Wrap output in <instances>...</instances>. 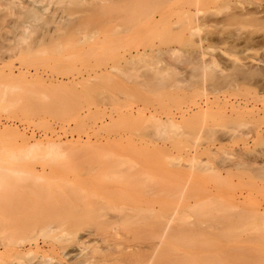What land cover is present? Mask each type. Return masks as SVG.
<instances>
[{"label":"rangeland","instance_id":"1","mask_svg":"<svg viewBox=\"0 0 264 264\" xmlns=\"http://www.w3.org/2000/svg\"><path fill=\"white\" fill-rule=\"evenodd\" d=\"M43 1L36 7L42 22L35 24L32 17L34 33L30 28L25 39L20 23L7 26L6 10L0 9V206L10 204L21 212L17 219L0 209V264H68L63 248L72 246L67 239L75 235L89 250L106 246L97 234L113 213L110 204L151 209L141 217L150 224L162 212L171 218L172 229L160 244L164 252L158 254L161 247L153 254L155 264H213L215 258L216 264H264V62L252 61L264 54V23H252L250 29L246 17L245 23L230 21L229 14H237L240 6L236 11L233 4L231 13L224 0H201L205 5L197 21L189 20L184 5L195 10L193 3L203 6L200 0H168L166 7L163 0L159 7L169 19L153 24L135 9L136 19L128 13L125 20L132 28H124L121 9L115 11L120 5L113 7V0L111 5L102 0L112 7L105 15L100 0ZM114 13L117 18L109 20L107 14ZM254 27V37L246 39ZM169 49L177 50L174 58ZM212 58L217 62L212 64ZM168 118L175 120L168 124ZM51 142L62 147L48 151ZM89 204L104 207L94 212ZM32 229L37 240H30ZM5 239L22 245V252L3 253ZM40 255L45 256L40 262L33 260Z\"/></svg>","mask_w":264,"mask_h":264},{"label":"bare ground","instance_id":"2","mask_svg":"<svg viewBox=\"0 0 264 264\" xmlns=\"http://www.w3.org/2000/svg\"><path fill=\"white\" fill-rule=\"evenodd\" d=\"M42 2H40L39 0H0V9H2V10H6V14H7V17H8V19L6 20H3V21H5L6 23H7V26H9L12 22H19L20 23V27H21V31L23 32L22 34H23V36H21V38L23 37V39H25V37L26 38H28V36L27 35H29V34H27V32L28 31H30V28H31V31H30V33H34V32H32V31H34V30H32V29H34V28H32V27H34V25H33V22L31 21V19H32V17L34 18V19H32V20H35V22L36 21H38V22H40L41 21V18H40V16H42V15H37L36 16V14H37V9H36V7L39 5V3L40 4H42L44 1L43 0H41ZM101 1V3H102V5H101V8H104V9H106V7H107V10H103L102 9V11H101V13L102 12H104L103 14L105 15V13L106 12H109L108 11V7L112 4V0L110 1V0H107L108 1V3L110 4H108L107 3V5H106V3L105 2H107V1H102V0H100ZM123 1V0H122ZM120 2V1H114L113 0V3L115 4L116 3V5H113V7L114 6H117V5H120V6H117L116 7V9H115V11L117 10H119V9H121L120 11H119V16H121L122 17V19L121 20H123L122 22L124 23V28H126L127 26H128V28H132L133 27V25H130V24H128V23H131L132 24V22H126L127 21V17H128V13H130V15H131V13L132 14H137L138 12V14L139 15H141V12H142V15L143 16H145V17H142V18H146V17H148V22L150 21L151 23L153 22V24H156V23H158L159 24V21L161 20V19H163V20H167V18L169 19V17H164L165 15H164V13H165V10L164 9H162L161 7V5L160 4H162L163 5V0H162V2H161V0H158V2H157V0H155V2L156 3H158V4H156V3H154V0H150L151 2L150 3H148L149 2V0L147 1V0H137V2H135L136 0H134V3H133V0H131V1H129V0H124L125 1V3H123V2ZM127 1H129V3L131 2L132 3V5H130ZM141 1V3H139ZM146 1V3H144ZM165 2H166V0H164ZM168 1V0H167ZM170 1V0H169ZM169 1H168V4L167 3H165V7L166 6H168L169 5ZM183 1V0H182ZM189 1V0H188ZM187 1V2H188ZM193 2H196V0H192ZM201 1V0H200ZM204 1V0H203ZM203 1H201L200 3H202L203 4V6L202 5H200V4H197L196 5V3H198V2H196V3H193L194 5H195V10H192V8H191V6H189V5H187V3H186V5H184V6H186L185 7V13L186 14H188L189 15V20H190V17H194V19L197 21V20H199V18H197L198 17V15L200 14V12H202L203 10L202 9H204V2ZM212 1V0H211ZM217 1V0H216ZM215 1V2H216ZM259 1V2H258ZM261 1V2H260ZM144 3V5H143V3ZM46 3V2H45ZM44 3V4H45ZM105 3V4H104ZM118 3V4H117ZM124 4V7H122V5L121 4ZM128 4V5H126L125 6V4ZM137 3V4H136ZM190 3H192V2H190ZM43 4V5H44ZM47 4V3H46ZM135 4V5H134ZM143 6H142V5ZM148 4H153V8H151V6L150 5H148ZM167 4V5H166ZM181 4V3H180ZM189 4V3H188ZM193 4H192V6H193ZM223 4V3H222ZM235 6H234V5ZM42 5V6H43ZM104 5V6H103ZM134 5V6H133ZM148 5V6H147ZM157 5H158V8H160V10H157L158 8H157ZM183 5H181V6H183ZM191 5V4H190ZM224 5H225V7L226 8H228V10H229V12H231V11H233V9L231 10V8H232V5L234 6V8H236V6H237V8L240 6V8H238L239 10V12H237V14H236V12H235V10L237 11V8L234 10V12H235V14H233L232 12V15L231 14H229L230 15V17H228V19L230 20V21H232V19H230V18H238V20H242V22L243 23H245L246 22V25L248 24V28L250 27V29H251V27L253 26H251L250 24H257V25H260V24H262V23H264V2H263V0H246V6L244 5V3H243V0H224ZM253 5H256V6H253ZM41 6V7H42ZM48 5H46L45 7L48 9V8H50V6H48ZM106 6V7H105ZM131 6H133V7H137V6H139L138 7V9L137 8H134L133 9V7H131ZM144 6H146L145 8L147 9H145V10H142L143 9V7ZM159 6H161V7H159ZM164 6V5H163ZM201 6H202V8H201ZM250 6H253L254 8H252V7H250ZM39 7V6H38ZM44 7V6H43ZM42 7V8H43ZM141 7H142V9H141ZM149 7V8H148ZM194 7V6H193ZM224 7V6H223ZM231 7V8H230ZM46 8H43V9H45V10H47ZM109 8H111V10H112V7H109ZM127 8V9H126ZM128 8H130V9H128ZM131 8H132V10H131ZM140 8V9H139ZM222 8V7H221ZM138 11H136V10ZM148 9H149V11H148ZM151 9V10H150ZM169 9V8H168ZM174 9V8H173ZM44 10V11H45ZM110 10V11H111ZM128 12H127V11ZM131 10V11H130ZM135 10V11H134ZM140 10V11H139ZM176 10V9H175ZM222 10H223V8H222ZM221 10V11H222ZM231 10V11H230ZM32 11H36V13L34 12V13H32L33 14V16L30 14ZM42 11V10H41ZM43 11V12H44ZM54 11H56V10H53V12H52V14L54 13ZM106 11V12H105ZM114 11V10H113ZM117 11H116V13H117ZM130 11V12H129ZM145 11V12H144ZM147 11V12H146ZM181 11V10H180ZM215 11V10H214ZM220 11V10H219ZM224 11V10H223ZM225 11H226V13H228V11L225 9ZM224 11V12H225ZM40 12V11H39ZM42 12V13H43ZM47 12H50V10L49 11H47ZM166 12H167V10H166ZM208 12V11H207ZM213 12V11H212ZM45 13H46V11H45ZM121 13V14H120ZM145 13V14H144ZM174 13V12H173ZM216 13V12H215ZM223 13V12H222ZM30 14V16H28ZM34 14H35V16H34ZM103 14H102V17H103ZM110 14V13H109ZM109 14H107V17H108V19H109V17H111L110 19H112L111 21H113L115 18H114V16H115V13H114V15L113 16H108ZM208 14V13H207ZM207 14L205 15V16H207ZM217 14V13H216ZM223 14H225V13H223ZM127 15V16H126ZM133 15V16H134ZM138 15V16H139ZM141 15V16H142ZM208 15H210V14H208ZM38 16H39V18H38ZM44 16V15H43ZM118 16V15H117ZM117 16H115L116 18H117ZM133 16H131V17H133ZM169 16H170V14H169ZM172 16V15H171ZM199 16H201V14L199 15ZM212 16V15H211ZM214 16H216V15H214ZM217 16H218V14H217ZM236 16V17H235ZM36 17L38 18V19H36ZM107 17L105 16L104 17V19L106 18L107 19ZM131 17L129 16V18L131 19ZM135 17H137V15H135L134 16V19H136ZM165 19H164V18ZM204 17V16H203ZM202 17V18H203ZM210 17V16H209ZM245 17H246V21L244 20L245 19ZM128 18V20H130ZM225 18V17H224ZM227 18V17H226ZM107 19V20H108ZM109 19V20H110ZM139 19V18H138ZM205 19V18H204ZM203 19V20H204ZM215 19V18H214ZM40 20V21H39ZM118 20V19H117ZM126 20V21H125ZM131 20H133V18L131 19ZM130 20V21H131ZM162 20V21H163ZM186 20V19H185ZM218 20V19H217ZM229 20H226V21H229ZM237 20V19H236ZM237 20V21H238ZM241 20H240V22H241ZM202 21V20H201ZM212 21V20H211ZM224 21V20H223ZM222 21V22H223ZM225 21V22H226ZM230 21H229V23H230ZM236 21V22H237ZM245 21V22H244ZM34 22V23H35ZM42 22V21H41ZM106 22H109V21H106ZM120 22V21H119ZM118 22V23H119ZM122 22H120L121 24H122ZM135 22L136 21H134L133 23L135 24ZM140 22V21H139ZM164 22V21H163ZM189 22V21H188ZM222 22H219V21H217L216 23H222ZM234 22V21H233ZM127 23V24H126ZM150 23V24H151ZM161 23V22H160ZM212 24H213V21L211 22ZM224 23V22H223ZM228 23V22H227ZM226 23V24H227ZM35 24H37V22L35 23ZM108 24V23H107ZM136 24H137V22H136ZM203 24H205V25H207V22H205V23H203ZM226 24H224V25H226ZM231 24V23H230ZM147 25V24H146ZM161 25V24H160ZM187 25V24H186ZM190 25V24H189ZM198 25H199V23H198ZM214 25H215V23H214ZM216 25H218V24H216ZM215 25V26H216ZM245 25V26H246ZM250 25V26H249ZM37 26V25H36ZM35 26V27H36ZM116 26H117V24H116ZM132 26V27H131ZM156 26V25H155ZM195 26V25H194ZM193 26V27H194ZM202 26H204V25H202ZM202 26H200V27H202ZM212 26V25H211ZM0 27H1V25H0ZM120 27V26H119ZM123 28V27H122ZM151 28H152V26H151ZM154 28V27H153ZM187 28V27H186ZM190 28V27H189ZM204 28H206V27H204ZM203 28V29H204ZM208 28V27H207ZM212 28V27H211ZM254 28H256V29H254V32H252V30H250V32H248V33H250V37H248L247 36V38L246 39H249V38H251L252 36L254 37V35L253 34H255V30H257V27H254ZM260 28H262V25L260 26ZM1 29V28H0ZM36 29V28H35ZM194 29V28H193ZM197 29V28H196ZM239 29H240V27H239ZM121 30V29H120ZM124 30V29H123ZM150 30V29H149ZM188 30V29H187ZM246 30H248L247 28H246ZM189 31V30H188ZM193 31V30H192ZM194 31H197V30H194ZM118 32V31H117ZM200 32V31H199ZM239 32H241V31H239ZM257 32V31H256ZM29 33V32H28ZM194 33V32H193ZM193 33H192V37H194L193 36ZM253 33V34H252ZM189 34H191V33H189ZM26 35V36H25ZM199 35V34H198ZM252 35V36H251ZM25 36V37H24ZM32 36V35H31ZM259 36V35H258ZM262 36V35H261ZM15 37V36H14ZM30 37V36H29ZM252 37V38H253ZM133 39V38H132ZM259 40V39H258ZM261 40V39H260ZM201 42V41H200ZM199 42V43H200ZM226 42H227V40H226ZM254 42H256V41H254ZM254 42H253V44H254ZM248 43V42H247ZM250 43V42H249ZM124 44V43H123ZM231 44V43H230ZM233 44V43H232ZM203 45H205V44H203ZM203 45H201V46H203ZM176 49V48H175ZM174 49V50H175ZM199 49V48H198ZM169 50H171V53H168L169 55H170V57L172 58L175 54L174 53H176L177 54V50H175L176 52H174L172 49H169ZM210 50H212V49H210ZM144 52V51H143ZM142 52V53H143ZM170 52V51H169ZM223 52V51H222ZM245 52V51H244ZM257 52V51H256ZM198 53V52H197ZM197 53H196V55H197ZM224 53V52H223ZM222 53V54H223ZM165 54V53H164ZM181 54V53H180ZM202 56L200 57V54L198 55L200 58H201V60H203L202 58H203V56L204 55H207V54H205V53H203V51H202ZM258 54V53H257ZM261 54V53H260ZM142 55V54H141ZM155 55V54H154ZM173 55V56H172ZM195 55V56H196ZM228 55V54H227ZM230 55V54H229ZM144 56V55H143ZM162 56V55H161ZM168 56V55H167ZM180 56V55H179ZM178 56V57H179ZM232 56V55H231ZM170 57H168V61H169V58ZM175 57V56H174ZM173 57V58H174ZM214 57V56H213ZM223 57H225V56H222V59H223ZM227 57V56H226ZM234 57V56H233ZM144 57H142V58H140L139 57V59H141V61H142V63H143V61L145 62V60H142ZM164 58H166V57H164ZM170 58V59H171ZM242 58V57H241ZM129 59H131V60H134L135 59V57L134 56H131ZM228 59V58H227ZM233 59V58H232ZM234 59H235V57H234ZM233 59V60H234ZM251 59V58H250ZM137 60V59H136ZM147 60V59H146ZM155 60H156V58H155ZM165 60V59H164ZM171 60H173V59H171ZM210 60V59H209ZM229 60V59H228ZM244 60V59H243ZM158 62H159V59L157 60ZM156 61V62H157ZM161 61V60H160ZM166 61V60H165ZM207 61V60H206ZM236 61V60H235ZM252 61H263L264 62V54L263 55H260V57H258L257 55L256 56H253L252 57ZM251 61V62H252ZM171 62V61H170ZM202 62V61H201ZM212 64L213 63H216L217 61H216V58H212L211 59V61H210ZM210 62H207V64H208V67H209V64H211ZM230 62V61H229ZM232 62V61H231ZM240 62V61H239ZM238 62V63H239ZM263 62H259V63H263ZM132 63V62H131ZM133 63H135V61L133 62ZM149 63V62H148ZM148 63H146V66L148 65ZM152 63V62H151ZM150 63V64H151ZM199 63V62H198ZM197 63V64H198ZM204 63V62H203ZM206 63V62H205ZM223 63H225V62H223ZM241 64H242V62H240ZM244 63V62H243ZM245 63H247V62H245ZM252 63H254V62H252ZM139 64V63H138ZM172 64V63H171ZM206 64V65H207ZM236 64H237V62L236 63H234L233 65H235L236 66ZM135 65V64H134ZM133 65V66H134ZM154 65V64H153ZM205 65V64H204ZM220 65V64H219ZM225 65V64H224ZM226 65H228V64H226ZM239 65V64H238ZM151 66V65H150ZM157 66H159V65H157ZM156 66V67H157ZM197 66H199V65H197ZM201 66H203V65H201ZM201 66H199L200 68H201ZM217 66V65H216ZM215 66V67H216ZM242 66H243V64H242ZM248 66V65H247ZM264 66V65H263ZM261 67V68H263V73H264V67ZM148 67V66H147ZM198 67V68H199ZM214 67V66H213ZM224 67V66H223ZM131 68V67H130ZM129 68V69H130ZM137 68V67H136ZM136 68L135 69H133V70H136ZM139 68V67H138ZM150 67H148V69H149ZM154 68V67H153ZM159 68H160V70H161V66H159ZM226 68V67H225ZM229 68V67H228ZM255 68V67H254ZM253 67H252V70H255L254 72H256L257 71V73H259V71H258V69L260 70V68L259 67H256L255 69H254ZM125 69V68H124ZM127 69V68H126ZM151 69V68H150ZM204 69H205V67H204ZM212 69V68H211ZM230 69V68H229ZM257 69V70H256ZM165 70V69H164ZM213 70V69H212ZM14 70L11 68L10 69V72H13ZM137 71V70H136ZM163 71V68H162V70H161V72ZM222 71H223V69H222ZM122 72V71H121ZM124 72V71H123ZM125 72H126V70H125ZM135 72V71H134ZM157 72V71H156ZM224 72V71H223ZM262 72V71H261ZM158 73V72H157ZM123 74V73H122ZM135 74H137L136 72H135ZM164 74V73H163ZM259 74H261V73H259ZM126 75V74H125ZM133 75H134V73H133ZM127 76H128V74H127ZM164 76V75H163ZM262 76V78H264V75L262 74L261 75ZM132 77V76H131ZM263 85H264V83H263ZM262 86V85H261ZM259 88H261V87H259ZM264 87H262L261 89H263ZM206 89V88H205ZM207 90H208V88H207ZM207 90H205V91H207ZM260 90V89H259ZM264 91V90H263ZM202 92H203V89H202ZM201 92V93H202ZM262 92V91H261ZM204 94V93H203ZM263 94V93H262ZM264 100V99H263ZM262 101V100H261ZM197 104H199V103H197ZM222 107V106H221ZM227 108V107H226ZM232 110V109H231ZM205 111V110H204ZM203 111V112H204ZM184 112V111H183ZM263 112H264V110H263ZM131 113V112H130ZM204 113H206V111L204 112ZM208 113V112H207ZM236 113H238V112H236ZM242 113V112H241ZM259 113V112H258ZM182 115V114H181ZM195 115V114H194ZM193 115V116H194ZM174 116H176V115H174ZM173 116V114H172V117H174ZM183 116V115H182ZM184 116H185V114H184ZM192 116V117H193ZM239 117V116H238ZM245 117V116H244ZM152 118H153V116H152ZM175 118V117H174ZM172 119V118H168L167 119V121L166 120H164V121H166V122H168V124H170L171 123V121L172 122H174V120L175 119ZM154 119H155V117H154ZM189 119H190V117H189ZM157 120H161V119H156V121ZM188 120V119H187ZM163 121V122H164ZM170 122V123H169ZM177 122V121H176ZM165 123V122H164ZM178 124V123H177ZM176 124V125H177ZM162 125V124H161ZM165 125V124H164ZM173 125H174V127H175V124L173 123ZM180 125V124H179ZM171 126H172V124H171ZM173 127V126H172ZM34 145V144H33ZM35 145H37V144H35ZM35 145L34 146H32V147H35ZM42 145V144H41ZM41 145H40V147H41ZM56 145H59V142H58V144H56V142L54 143V142H51V143H47V145L45 146V148L47 147V149H48V151H52L53 149H55V148H58V146H56ZM61 145V144H60ZM59 145V146H60ZM39 147V145H37V148ZM60 147H62V146H60ZM59 147V149H61ZM46 149V150H47ZM59 149H58V151H59ZM40 150V149H39ZM62 150V149H61ZM101 150H102V148H101ZM106 150V149H105ZM60 152V151H59ZM52 152H50L49 154H51ZM54 154H55V151H54ZM199 154V153H198ZM47 155H48V153H47ZM52 155V154H51ZM226 155V154H225ZM223 156V155H222ZM229 156V155H228ZM47 157V156H46ZM196 157V156H195ZM194 157V158H195ZM226 157H227V155H226ZM232 157V156H231ZM45 158V157H44ZM92 158V157H91ZM90 158V159H91ZM193 158V157H192ZM197 158V157H196ZM225 159H227V158H225ZM230 159H232V158H230ZM45 160V159H44ZM200 160V159H199ZM93 161V159L91 160V162ZM199 162V161H198ZM200 162H203V161H201L200 160ZM208 162V161H207ZM244 162V161H243ZM196 163H197V160H196ZM203 163H205V161L203 162ZM240 163V162H239ZM241 163H242V161H241ZM245 163V162H244ZM121 164V163H120ZM201 164V163H200ZM202 165V164H201ZM237 165V164H236ZM240 165V164H239ZM243 165V164H242ZM115 166V165H114ZM96 168V167H95ZM138 168V170H139V167H137ZM114 169V168H113ZM132 170V169H131ZM137 170V169H136ZM184 172V171H183ZM228 172V170L226 171V173ZM231 173V172H230ZM181 174V173H180ZM190 176V175H189ZM39 177V176H38ZM179 177V176H178ZM180 179L182 178V177H179ZM185 178V177H184ZM187 179V178H186ZM183 182V181H182ZM187 182V181H186ZM108 186V185H107ZM184 188V187H183ZM184 191V190H183ZM238 201V200H237ZM230 204H232V203H230ZM10 204H2V206H0V209H1V212L2 213H4V214H8L10 217H12V216H14L15 218H19V217H21L20 215H19V213H21L20 211H19V209L18 208H15V206H12V205H10ZM104 204H89V207L92 209V211H96V212H98L99 210H103V206ZM179 205V204H178ZM181 205V204H180ZM236 206V205H235ZM12 207V208H11ZM239 207V206H238ZM8 209H12V213L10 214V213H8ZM110 209H111V211H113V213H111V214H109L107 217H105L106 218V223H105V225H103L100 229L101 230H99V233L97 234L98 236L100 235V236H102V237H100L101 239L100 240H102L101 242L102 243H107L106 244V246H102V245H95V246H93V248L91 247V250H89V249H87V247H89V246H87V245H85V241H84V244H83V246H84V248H83V246H82V241L79 239V238H77V236L78 235H75L74 236V238L71 240H68L67 239V241L69 242V243H73L72 244V246L71 247H65V248H63V253H64V255L66 256V257H68L71 261L68 263V264H121L123 261H127V260H130V262H133V264H155V263H153V261H155V259H156V256H154L153 254H155V251H156V253L158 252V250H160L159 248H161V250L158 252V254L159 253H161L162 251L164 252V250H163V246L165 245V237H166V235L168 234V232L167 231H169L170 232V230H169V228H170V225H169V223L171 222L170 220H168V218H170V217H168L167 216V218H166V215L167 214H165V212L163 213L162 212V214H160V216H159V220L157 219V220H155V221H153L154 223L153 224H150V221L148 222V221H145V219H142L141 217H142V215H145V214H142L143 212H146L147 213V211H149L150 212V210L149 209H147V211H145V209L144 208H139V207H137V206H135V205H133V204H110ZM154 210V209H153ZM242 210V209H241ZM19 211V212H18ZM155 211V210H154ZM238 211V210H237ZM237 211H235V212H237ZM90 212H91V210H90ZM153 212V211H152ZM174 211H172V213H173ZM178 212H180V211H178ZM240 212V211H239ZM13 213H15L14 215H12ZM151 213V212H150ZM157 213L159 214V210L157 211ZM19 215V217H18V215ZM88 214V213H87ZM102 216L101 217H103L104 218V213L102 212ZM154 214H156L155 212L153 213V215ZM174 214H175V212H174ZM176 214H177V212H176ZM179 214V213H178ZM177 214V215H178ZM8 215L6 216V218L8 217ZM12 215V216H11ZM150 215V214H149ZM172 215V214H171ZM176 215V216H177ZM229 215V214H228ZM235 215H236V213H235ZM243 215V214H242ZM88 216V215H87ZM98 216H99V214H98ZM145 217H148V214L145 216ZM151 217H152V214H151ZM173 217V216H172ZM237 217V216H236ZM94 218V217H93ZM100 218V217H99ZM153 218V217H152ZM152 218H151V220H152ZM155 218V217H154ZM153 218V219H154ZM158 218V217H157ZM175 218V217H174ZM230 218V217H229ZM242 218V217H241ZM147 219H149V217L148 218H146V220ZM165 219H167V220H165ZM171 219V218H170ZM176 219V218H175ZM244 219V218H243ZM82 220V219H81ZM230 222V224L233 226L234 225V223H233V221H231L230 219H228ZM233 220V219H232ZM236 220V222L239 220H237V219H235ZM235 220H234V222H235ZM170 221V222H169ZM240 221V220H239ZM244 221H246L245 219H244ZM91 222V221H90ZM222 222V221H221ZM233 224H232V223ZM92 223V222H91ZM104 223V222H103ZM147 223H148V228H147ZM243 223V225H244V222H242ZM99 224V223H98ZM125 224V225H124ZM129 224H133V225H129ZM150 224V225H149ZM212 224V223H211ZM240 224V223H239ZM122 225L125 227H127V228H130V229H127V228H125L124 229V227H122ZM151 225H152V228H150L151 227ZM173 225V224H172ZM182 225V224H181ZM204 225V224H203ZM208 225V224H207ZM242 225V226H243ZM97 226V225H96ZM128 226H130V227H128ZM133 226V227H132ZM146 226V227H145ZM187 226V225H186ZM201 226V225H200ZM224 226V225H223ZM226 226V225H225ZM239 226H241V225H239ZM86 227V226H85ZM98 227H99V225H98ZM107 227V228H106ZM108 227H110V230H109V228ZM118 227H121L120 228V230H122V231H119V229H118ZM142 227V228H141ZM143 227H145L147 230H145V228L143 229ZM173 227V226H172ZM202 227V226H201ZM229 227V228H228ZM228 227H226V228H228L229 230H231L230 229V227L231 226H228ZM36 228V227H35ZM138 228H140V230L141 229H143V230H141V232H137V229ZM175 228H177V227H175ZM180 228V227H179ZM203 228V227H202ZM223 228V227H222ZM239 228V227H238ZM241 228V227H240ZM98 229L99 228H97V230L95 231L96 233H97V231H98ZM113 229V230H112ZM124 229V230H123ZM170 229H172V228H170ZM181 229V228H180ZM185 229H186V227H185ZM198 229V228H197ZM207 229V228H206ZM217 229V228H216ZM215 229V230H216ZM224 229L225 228H223V231H224ZM227 229V230H228ZM235 229V228H234ZM94 230V229H93ZM109 230V231H108ZM111 230L113 231V232H111ZM117 231V233H116V231ZM152 231V232H149V231ZM182 230V229H181ZM211 230H212V228H211ZM215 230H213L214 232H215ZM222 230V229H221ZM228 230V231H229ZM235 230H237V229H235ZM234 230V231H235ZM34 229H32V230H30L29 231V234L31 235V236H29V234L28 235H26V236H29L30 237V240H34L35 239V234H34ZM72 231V230H71ZM102 232V234H101V232ZM105 231H107L108 233H106ZM138 231H139V229H138ZM144 231H148L149 233H145ZM195 231V230H194ZM244 231V230H243ZM242 231V232H243ZM246 231V230H245ZM74 232V231H73ZM112 234H110V233ZM119 232V233H118ZM122 232H124L123 234L124 235H122L121 233ZM193 232V231H192ZM217 232V231H216ZM215 232V233H216ZM232 232H233V230H232ZM238 232V231H237ZM69 233V232H68ZM109 234V236L108 235H106V234ZM138 233H142V234H144V236L143 237H141V235L139 236L138 235ZM177 233V232H176ZM182 233V232H181ZM180 233V234H181ZM191 233V232H190ZM222 233V232H221ZM229 233V232H228ZM72 234V233H71ZM83 234V233H82ZM104 234V235H103ZM115 234H116V236H115ZM120 234V235H119ZM178 234V233H177ZM213 234V233H212ZM220 234V232H218V236H220L219 235ZM223 234V233H222ZM221 234V235H222ZM226 234H227V231H226ZM226 234H225V237H227L226 236ZM237 234V233H236ZM72 235H74V233L72 234ZM111 235V236H110ZM120 236V238H119V236ZM131 235V236H130ZM179 235V234H178ZM216 235V234H215ZM122 236H126V238H123ZM65 237V236H64ZM72 236H70V238H71ZM129 237H132V239L130 240V238ZM145 237V238H144ZM196 237V236H195ZM205 237V236H204ZM221 237V236H220ZM224 236L222 235V237L221 238H223ZM28 237H26V239H27ZM57 238V237H56ZM163 238H164V243H162V240H163ZM168 238H169V236H168ZM7 239H5L3 242H2V244H3V247H4V249H5V251H2L3 253H9L10 251H14V252H17V253H19V250H20V252H22V250L20 249L21 247H23L22 245H16V244H13V245H16L15 247H12L11 245L12 244H10V242H8V241H6ZM12 240V239H11ZM22 240H24V239H22ZM35 240H37V239H35ZM77 241L78 242H81V244L79 245L78 243H77ZM19 242H20V240H19ZM63 242H66V239L63 241ZM23 243V242H22ZM195 243V242H194ZM40 243H38V241H35V244H32V245H35V246H37L38 248L40 247V245H39ZM160 244L161 245H163V246H161L160 247ZM196 246V245H195ZM220 246V245H219ZM168 247V246H167ZM212 247V246H211ZM216 247V246H215ZM223 247V246H222ZM217 249H218V247H216ZM221 248V247H220ZM232 248V247H231ZM206 249V248H205ZM242 249V248H241ZM241 249H239V250H241ZM246 249V248H245ZM245 249H243V250H245ZM242 250V251H243ZM238 251V250H237ZM242 251H241V253H242ZM162 252V253H163ZM229 250H227V254L228 255H230L229 253ZM230 252H233V251H230ZM240 252V251H239ZM245 252V251H244ZM2 253V254H3ZM170 253V250L168 251V254ZM235 253V252H234ZM246 253V252H245ZM26 254H32V252H26ZM239 254V253H238ZM238 254L236 255V256H238ZM33 255V254H32ZM156 255V254H155ZM160 255V254H159ZM208 255V254H207ZM207 255H204V257L206 256V262H208L207 261ZM211 255V254H210ZM210 255H209V259L211 258L210 257ZM212 255H214L215 257H217V258H219L220 256H216L215 254H212ZM211 255V256H212ZM235 256V254H231V256H230V259L231 258H234V256ZM241 255V254H240ZM242 255H244L243 253H242ZM241 255V256H242ZM28 256V255H27ZM80 256H83V258L80 260V261H77V258H79ZM161 256V255H160ZM163 256V255H162ZM213 256V257H214ZM221 256H222V254H221ZM227 256V255H226ZM226 256H222V257H226ZM245 256V255H244ZM243 256V257H244ZM34 257V256H33ZM41 257H45L44 255H40L39 257L38 256H36V257H34L33 258V260L35 259V258H37L38 260L37 261H39L40 259H41ZM154 257V258H153ZM203 257V256H202ZM203 257V258H204ZM214 257V258H215ZM229 257V256H228ZM241 257V258H239V260L240 259H242V260H240V261H243V259L246 257ZM193 258H195V257H193ZM47 259H48V261L49 260H52V258H50V257H47ZM47 259H46V261H47ZM221 259V258H220ZM32 259H31V261H33ZM44 260V259H43ZM76 260V261H75ZM195 260L197 261V259L195 258ZM215 260H217L216 258L214 259V260H212V261H214V263L213 264H216V262H215ZM30 261V262H31ZM226 261V260H225ZM244 261H246L245 259H244ZM243 261V262H244ZM11 262L12 261H10V263L9 264H11ZM40 262V261H39ZM159 262V261H158ZM168 262V260L167 261H165V263H167ZM45 263V262H44ZM43 263V264H44ZM49 263V262H48ZM184 263H185V261H184ZM212 263V262H211ZM210 263V264H211ZM2 264H4V263H2ZM18 264H21V261L20 262H18ZM41 264V263H40ZM47 264V263H46ZM58 264V263H57ZM158 264V263H157ZM162 264H164V262L162 263ZM221 264V263H220ZM223 264V263H222ZM241 264H243V263H241ZM245 264V263H244Z\"/></svg>","mask_w":264,"mask_h":264}]
</instances>
